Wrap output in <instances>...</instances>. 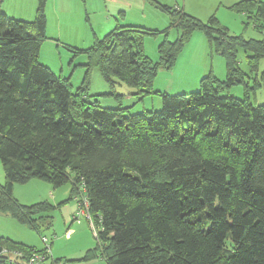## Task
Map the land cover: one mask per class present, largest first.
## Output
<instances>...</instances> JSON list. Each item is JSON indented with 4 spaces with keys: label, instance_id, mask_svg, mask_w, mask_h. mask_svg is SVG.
<instances>
[{
    "label": "trees",
    "instance_id": "trees-1",
    "mask_svg": "<svg viewBox=\"0 0 264 264\" xmlns=\"http://www.w3.org/2000/svg\"><path fill=\"white\" fill-rule=\"evenodd\" d=\"M46 6L47 0H37L31 22L0 10V160L6 173L0 212L38 229L37 216L50 205L20 204L14 184L70 183L71 197L86 199L101 227L107 264H264V104L249 100L264 86V40L231 36L214 16L203 24L183 9L168 11L180 36L159 46L161 65L172 67L192 33L202 30L212 53L226 61V80L206 76L197 92L160 94V112L129 115L90 100L91 71L99 69L109 84L118 80L151 94L159 64L146 57L143 40L158 32L117 26L96 39L82 52L84 80L73 91L70 79L39 60L48 37ZM234 8L264 32L263 3L243 0ZM239 49L249 75L240 69ZM238 84L244 100L223 94ZM50 249L0 238V264H27L38 253L63 264Z\"/></svg>",
    "mask_w": 264,
    "mask_h": 264
},
{
    "label": "rangeland",
    "instance_id": "rangeland-1",
    "mask_svg": "<svg viewBox=\"0 0 264 264\" xmlns=\"http://www.w3.org/2000/svg\"><path fill=\"white\" fill-rule=\"evenodd\" d=\"M17 1L13 0L14 3ZM241 1L243 0H62L60 5L64 6V13H60L58 8H54V0H47V22H50L51 30L54 28V32L61 34L64 43L58 46L48 35L41 46L39 60L56 75L70 79L73 91H77L84 80V66L88 61L86 54L82 52L91 48L96 39L104 38L117 26H135L147 32H158L154 36L147 35L143 40L146 57L154 64H159L151 94L142 96L136 88L118 80L109 84L97 68L91 71V85L87 93L90 100L97 101L101 107L127 109L129 115L145 110L160 112V94L197 92L202 78L211 75L219 81H225L227 77L224 57L212 53L208 38L202 30L192 33L172 67L161 65L159 46L165 41L174 43L180 36L171 27L169 12L183 9L186 14L203 24H207L214 16L231 36L245 40H264V32L252 21L251 16L234 8ZM256 1L264 4V0ZM164 6L169 9L163 10ZM168 28L171 29L165 33ZM75 51L81 53L76 54ZM246 57L245 51L239 49L240 69L249 75ZM263 72L264 58L259 62V77ZM223 94L241 100L246 98L241 84L224 88ZM249 100L255 105H263L264 86L252 90ZM5 184L6 173L0 160V185ZM71 190L70 183L54 188L39 179L26 184H14L13 197L20 204L33 206L46 202L50 209L37 216L38 229L0 212V238L10 239L37 251L48 246L54 258L62 260L63 264H107L102 257L103 247L98 237L101 227L96 226L87 215L78 213V198L71 197ZM42 216H46L45 224L40 219ZM44 238L49 241L48 244L44 242Z\"/></svg>",
    "mask_w": 264,
    "mask_h": 264
},
{
    "label": "crops",
    "instance_id": "crops-1",
    "mask_svg": "<svg viewBox=\"0 0 264 264\" xmlns=\"http://www.w3.org/2000/svg\"><path fill=\"white\" fill-rule=\"evenodd\" d=\"M60 1L62 0H54V8L56 7L59 9L60 13H64V6L60 5ZM50 9L49 6V10ZM0 10L18 20H34L37 10V0H18L17 3H14L13 0H0ZM47 35H50L53 39L52 41L57 42L58 46L63 45L64 41L62 40L61 34L59 32H54V28L51 30L50 22H47ZM193 65L196 64L194 63Z\"/></svg>",
    "mask_w": 264,
    "mask_h": 264
},
{
    "label": "built area",
    "instance_id": "built-area-1",
    "mask_svg": "<svg viewBox=\"0 0 264 264\" xmlns=\"http://www.w3.org/2000/svg\"><path fill=\"white\" fill-rule=\"evenodd\" d=\"M79 207H78V213L80 215H87V217L92 221V217L89 213V204L86 199H80L78 200ZM46 244H48V240L46 238L43 239ZM27 264H55L50 259H46V256L43 254H34L31 259L28 261ZM61 264V263H60Z\"/></svg>",
    "mask_w": 264,
    "mask_h": 264
}]
</instances>
